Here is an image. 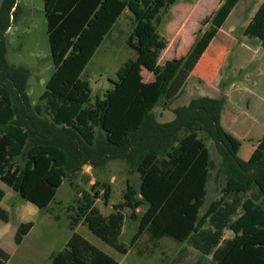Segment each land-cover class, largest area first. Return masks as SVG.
Returning <instances> with one entry per match:
<instances>
[{
	"label": "trees",
	"instance_id": "trees-1",
	"mask_svg": "<svg viewBox=\"0 0 264 264\" xmlns=\"http://www.w3.org/2000/svg\"><path fill=\"white\" fill-rule=\"evenodd\" d=\"M16 1L2 0L0 5V181L25 202L46 210L64 182L73 187L72 179L84 166L102 168L118 160L138 173V191L126 182L122 202L113 205L106 217L95 207L98 191L95 197L84 193L74 215H68L71 231L84 225L106 245L126 255L128 247L118 241L126 219L124 211L128 210V219L137 224L129 248L147 234L153 241L170 238L187 243L200 254L193 264H264V151L250 162L236 155L234 142L221 128L224 99H192L186 108L174 111L171 123L152 120L156 107L182 94L240 0H221L203 21L207 27L187 54L163 66L156 63L165 45L158 26L177 0H137L141 16L126 40L136 56L117 70L112 88L93 103L88 83L76 78L65 84L57 79L63 75L71 50L77 46L89 54L100 42L108 21H98L103 16L99 9L110 0H42L56 85L41 94L34 106L26 93L30 72L9 66L5 60L4 36L18 11ZM112 2L120 6L117 0ZM242 34L259 40L264 50V0ZM85 67L84 61L78 74ZM143 70L151 74L152 81L143 80ZM200 132L215 142L226 169L221 197L202 216L212 161ZM99 187L108 204L110 186L96 183L92 190ZM143 206L146 209L140 215L137 209ZM0 220L8 221L1 210ZM31 228L32 223L17 228L15 245ZM226 231L232 233L231 238L224 239ZM181 257L179 253L174 263ZM8 260V254L0 249V264ZM50 264L118 262L73 233Z\"/></svg>",
	"mask_w": 264,
	"mask_h": 264
},
{
	"label": "rangeland",
	"instance_id": "rangeland-1",
	"mask_svg": "<svg viewBox=\"0 0 264 264\" xmlns=\"http://www.w3.org/2000/svg\"><path fill=\"white\" fill-rule=\"evenodd\" d=\"M16 2L18 11L14 14V20H10L9 29L4 36L5 60L9 66L24 67L30 72L26 93L30 104L34 106L41 94L50 90L48 89L50 87L55 88L53 86L56 85V81L53 82L55 70L47 40L43 1L17 0ZM119 4L123 6L117 8L110 0L108 6L100 7L99 11L103 16L98 21L103 22L105 19L108 21L103 26L104 29L102 28L103 32L99 37L101 38V40L99 39L100 42H97V46L91 49L89 54H86L77 46L75 50H71L65 62L63 75L57 79V82L65 81V84L76 78L88 83L91 88V93L88 96L91 103L95 101L96 97L102 98L103 94L112 88L111 82L116 80L117 70L129 59L136 56L135 52L126 45V40L141 16L140 4L137 0H124ZM257 7L258 0H242L224 27V34L229 35L228 33H231L232 36H240L241 29L235 26L246 23ZM244 11L245 14H243ZM181 12L176 11V8H172L161 17L158 33L163 38L165 45L157 56L156 63L158 66H163L171 60L185 56L199 32L206 29L207 26L202 25L203 21L212 14L208 13L197 24L195 21L191 24L189 17L192 14V20H194L200 10L195 15L194 11H190L191 14L182 17L185 19L179 24L182 19L180 18ZM185 20L187 23H185ZM231 23H233L232 26L235 25L232 31L228 30ZM253 44H259V41L252 39L250 45ZM260 51L255 60L257 66L255 68H259L258 74L254 73L251 77H246L247 79L250 78L255 84H251L255 87L252 90L248 89L246 91L244 83V85L237 86L239 80H242L246 74L233 72L231 68H222L218 72L220 80L216 87L212 84L209 86L199 84L192 76L188 79L182 94L176 100L169 104L161 103L154 109L152 113L153 122L157 124L171 123L175 118L174 111L186 108L192 99L216 96L219 99H224V128L222 126L221 128L234 142L236 155L247 162L258 159L264 151V50L261 48ZM74 56L76 58L73 59ZM84 61L86 62L85 70L78 74V69ZM142 76L145 82L152 81L151 74L144 70ZM238 89H241L238 95L244 94L245 100H229L230 92L238 91ZM255 97H259L260 100L256 101ZM227 111L235 117V123L229 120L231 116ZM234 125L240 129L238 131L242 136L248 134L250 137L245 138L244 136L243 141L236 139L232 133L235 130ZM199 138L205 141L212 161L210 177L206 185L205 203L200 212V216H202L210 204L221 197V190L225 184L226 169L215 142L205 132H200ZM257 139H260L263 143L257 144ZM126 182H129L138 191V173L121 161L113 160L104 167L96 169L84 166L78 175L72 179L73 187L69 185L68 181L64 182L56 191L53 202L43 212L36 211L34 206L22 200L12 190H8L0 181V191L7 193L1 208L7 213L9 223L6 226L5 238L2 243L11 256L10 264H17L23 252L30 257L35 254L32 248H29V241L39 243L40 238L44 239L46 237L52 243L54 250H60L71 236L68 215H74L76 205L82 195L85 193L95 197V192L98 191L99 199L95 200V207L106 217L113 211V205L122 202ZM96 183H104L110 186L111 194L108 204L102 199V187H99L98 190L95 189V191L92 190ZM68 208H71L69 214L67 212ZM145 209V206L140 207L137 209V213L141 215ZM128 214L129 211L125 210L126 219L118 241L128 247L126 255H121L106 245L91 234L84 225H80L75 229V233L119 264H193L200 258V254L188 246L187 243H177L170 238L152 241L147 234H144L134 247L129 248V242L137 230V224L128 219ZM19 222H33L36 228L32 234V240H28L23 248L18 251L13 244V234ZM231 237L232 233L226 231L224 239ZM154 242L155 247H153ZM179 253L182 254V257L180 261L174 263ZM19 263L32 264L21 260ZM43 263V260H39V262L33 264Z\"/></svg>",
	"mask_w": 264,
	"mask_h": 264
},
{
	"label": "crops",
	"instance_id": "crops-1",
	"mask_svg": "<svg viewBox=\"0 0 264 264\" xmlns=\"http://www.w3.org/2000/svg\"><path fill=\"white\" fill-rule=\"evenodd\" d=\"M117 1L118 2H124V0H117ZM241 1L242 0H240L239 3L237 4V6L232 10V12L230 13V15L227 18L226 22L224 23V25L219 30L217 36L215 37V39L208 46V48L205 51L203 57L201 58L199 64L197 65V67L195 68L193 73L190 75L189 78L194 76L196 82H198L199 84H204L206 86H209V85L212 84L213 86L216 87L217 84H218V81L220 80V76H219L218 72L222 68H231L233 72L236 71V72H239L241 74L242 73L246 74V76L242 80H239L238 85H237L238 87L240 85H244L245 84L246 85V88H245L246 91L248 89L252 90L253 88H255L253 86V85H255L254 82L250 78L247 79L246 77L247 76L251 77V75L254 74V73L258 74L259 68H255V67H257L255 60H256V57H257L256 55L260 54V52H261L260 50H261L262 47H261V44H260L259 40H258L259 44L250 45L252 39L243 36L242 33H243L244 28L248 25L250 20L253 18L255 12L259 8L260 4L262 3V0H258V7L255 9V11L250 16L249 20L246 23L241 24L239 26H237V25L235 26L234 25L236 28H238V29L240 28L241 29L242 33H241L240 36H232L231 33H228L229 35H226L223 32L224 27L228 23V20L230 19V17L234 13L235 9L238 7V5L241 3ZM220 2H221V0H182V1L181 0H177L176 3L167 10V12H169V10H171L172 8H176V11H182L181 14H180L181 15L180 18H182L185 15L189 14L190 11H192V12L194 11L195 12L194 15H195L200 10V13H197V16H196V18H194V20H192V16L193 15L191 13H190L191 16L189 17L190 18L189 22L191 24H193V21H195L196 24H197L199 22V20H201L208 13H210V14L213 13L219 7ZM121 5L122 4H120V6ZM243 14H245V11H244ZM184 19L185 18H182L181 21L179 22V24L182 21H184ZM185 23H187L186 20H185ZM232 24L233 23L229 24V26H228L229 27L228 30H230V31H232L234 29V26H232ZM233 37H235V38H233ZM254 40H257V39H254ZM252 83H253V85H251ZM240 90L241 89H238V91H231L229 100H231V101L232 100H235V101L236 100H239V101L241 100L242 101L244 98H246V97H244V94L241 95V96L238 95ZM235 93H236V95H234ZM223 95H226V94H223ZM208 98L219 99L216 96L208 97ZM255 100L259 101L260 98L259 97H255ZM261 111H259V112L262 113ZM227 112L231 116L229 120L232 123H235L236 122L235 117L229 111H227ZM223 117H224V108H223V111L221 113V126H222V128H224L223 127L224 126ZM234 128H235V130L232 133H233V135H234V137L236 139L243 141L244 140V138H243L244 136H245V138L250 137L248 134H245V135L242 136V134H240V132L238 131L240 129L236 128L235 125H234ZM256 143L260 144L261 140L257 139ZM7 188H8V190H11L9 187H7ZM6 194L7 193L5 191H0V210L3 211V212H5V211L1 208V205H2V203L4 201V199L6 198ZM28 204H30V203H28ZM32 206H34V205H32ZM34 208H36V211L39 210L35 206H34ZM36 211H34V212H36ZM39 211H43L44 212L45 210H39ZM8 223H9L8 221L7 222H2L0 220V249L2 251H4L6 254H8L9 260H8L7 264H10L11 256H10L9 252L5 249V247L3 246V243H2V241L5 238L6 226L8 225ZM27 223H32V228L23 237V239H22V241H21V243L19 245H15V243H14V235H15V232H16L17 228L21 224H25V223L19 222L17 227L15 228V231H14V234H13V244L15 245L16 250H18V251L23 248V246L26 244V242H28V240H32V234L34 233V230L36 228L35 227V223H33V222H27ZM80 225L81 224H79L75 229H77ZM68 226H69V224H68ZM75 229L73 231L70 230L71 236H72L73 233H75ZM71 236L66 240V242L63 245V247L60 250H58V251L53 249L52 243L46 237H44V239L40 238L39 239V241H40L39 243H34V242L32 243V241H29V243H30V244H28L29 248H32V250L34 251L35 254H32L31 257H30L25 252H23L19 259L21 261H23V262H27V261L31 262L32 264L39 262V260H43V262H44L43 264H50L51 257L53 255L59 253L61 250H63V248L65 247L66 243L71 238ZM142 236L140 238H142ZM140 238H139V240H140ZM137 242H136V244H137ZM153 247H155V242L153 244ZM20 260H19V262H20ZM19 262L17 261V264H20Z\"/></svg>",
	"mask_w": 264,
	"mask_h": 264
},
{
	"label": "built area",
	"instance_id": "built-area-1",
	"mask_svg": "<svg viewBox=\"0 0 264 264\" xmlns=\"http://www.w3.org/2000/svg\"><path fill=\"white\" fill-rule=\"evenodd\" d=\"M91 168V167H90Z\"/></svg>",
	"mask_w": 264,
	"mask_h": 264
}]
</instances>
